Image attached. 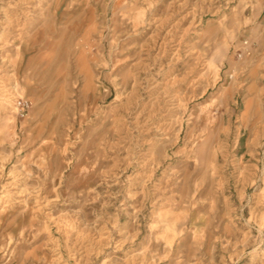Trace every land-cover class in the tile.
Here are the masks:
<instances>
[{"label": "rangeland", "instance_id": "rangeland-1", "mask_svg": "<svg viewBox=\"0 0 264 264\" xmlns=\"http://www.w3.org/2000/svg\"><path fill=\"white\" fill-rule=\"evenodd\" d=\"M0 264H264V0H0Z\"/></svg>", "mask_w": 264, "mask_h": 264}, {"label": "built area", "instance_id": "built-area-1", "mask_svg": "<svg viewBox=\"0 0 264 264\" xmlns=\"http://www.w3.org/2000/svg\"><path fill=\"white\" fill-rule=\"evenodd\" d=\"M24 107H27V108H29V107H30V105H29L27 102H25V104H24Z\"/></svg>", "mask_w": 264, "mask_h": 264}]
</instances>
